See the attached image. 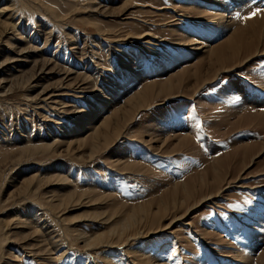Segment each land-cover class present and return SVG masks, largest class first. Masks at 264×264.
Masks as SVG:
<instances>
[{
    "label": "rangeland",
    "instance_id": "obj_1",
    "mask_svg": "<svg viewBox=\"0 0 264 264\" xmlns=\"http://www.w3.org/2000/svg\"><path fill=\"white\" fill-rule=\"evenodd\" d=\"M261 95L264 0H0V264H264Z\"/></svg>",
    "mask_w": 264,
    "mask_h": 264
},
{
    "label": "crops",
    "instance_id": "obj_2",
    "mask_svg": "<svg viewBox=\"0 0 264 264\" xmlns=\"http://www.w3.org/2000/svg\"><path fill=\"white\" fill-rule=\"evenodd\" d=\"M249 81H251V80H249ZM247 82V81H246ZM246 84V83H245ZM249 83L247 82V84H246V86H249L247 89H252V91L254 90V88H258V86H256L254 83H252L253 85H248ZM252 97H253V94H252ZM259 97V96H258ZM262 97V98H261ZM260 99H261V101L262 102H264V98H263V96L261 95L260 97H259ZM254 99V98H253ZM258 99V98H257Z\"/></svg>",
    "mask_w": 264,
    "mask_h": 264
},
{
    "label": "snow or ice",
    "instance_id": "obj_3",
    "mask_svg": "<svg viewBox=\"0 0 264 264\" xmlns=\"http://www.w3.org/2000/svg\"><path fill=\"white\" fill-rule=\"evenodd\" d=\"M259 11H260V9H256L255 11H253V12H251L250 14H249V16L248 17H246V18H251V17H254L255 15H257L258 13H259ZM239 15V14H238ZM197 126H199V125H197ZM175 250H173V252H174Z\"/></svg>",
    "mask_w": 264,
    "mask_h": 264
},
{
    "label": "bare ground",
    "instance_id": "obj_4",
    "mask_svg": "<svg viewBox=\"0 0 264 264\" xmlns=\"http://www.w3.org/2000/svg\"><path fill=\"white\" fill-rule=\"evenodd\" d=\"M233 2H234V1H233ZM219 3H220V2H219ZM223 3H224V2H223ZM227 3H228V2H227ZM229 3H230V2H229ZM237 3H238V1H237ZM237 3L235 2V4H237ZM235 4H234V5H235ZM238 4H239V3H238ZM221 5H222V3H221ZM230 5H231V4H230ZM240 5H241V8H242L243 5H245V4H244V3H243V4L240 3ZM223 6H224V5H223ZM238 7H239V6H238ZM238 7H237V8H238ZM224 8H225V7H224ZM226 8H227V7H226ZM226 8H225V9H226ZM229 8H230V6H229L227 9L229 10ZM227 9H226V10H227ZM235 9H236V8H235ZM219 16H220V15H219Z\"/></svg>",
    "mask_w": 264,
    "mask_h": 264
}]
</instances>
